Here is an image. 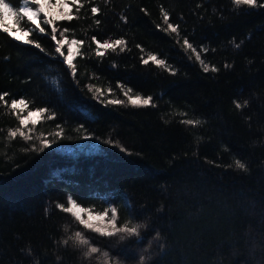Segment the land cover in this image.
I'll return each instance as SVG.
<instances>
[{"label":"trees","instance_id":"trees-1","mask_svg":"<svg viewBox=\"0 0 264 264\" xmlns=\"http://www.w3.org/2000/svg\"><path fill=\"white\" fill-rule=\"evenodd\" d=\"M69 4L71 21L55 19L60 7L41 13L44 34L21 35L34 29L22 17L5 23L20 28L19 41L0 29V94L9 93L7 105L0 101V264H264V0ZM46 18L57 39L84 41L74 75L58 59ZM117 39L125 45L96 55V41ZM151 55L165 65L144 64ZM121 85L153 105L133 106ZM13 98H25L27 112L49 111L21 125ZM114 99L124 103H107ZM86 136L98 152L65 151ZM69 195L93 212L116 208L118 226L144 225L140 239L83 229L58 207L70 206ZM77 230L101 251L86 258L83 246L63 245Z\"/></svg>","mask_w":264,"mask_h":264},{"label":"snow or ice","instance_id":"snow-or-ice-1","mask_svg":"<svg viewBox=\"0 0 264 264\" xmlns=\"http://www.w3.org/2000/svg\"><path fill=\"white\" fill-rule=\"evenodd\" d=\"M20 4L23 6H14L12 3V0H0V29H2V32L10 36L12 39L19 41L20 40V35L16 34V31H20V28L17 27L16 31H14L11 27L5 26V21L8 20L9 18H13L16 20V23H20V18H26L27 22H29L30 25L34 26V29L30 28L29 30L22 31L21 35L24 37H28L30 35V31L32 30H38V34H44L45 33V28L41 26V20H40V15L41 13H45V16H48V13L45 12V6L47 5L48 7H53L51 5L50 0H19ZM74 3L80 4V0H74ZM234 4L239 6V5H247L250 7H257V0H234ZM29 5H36L35 9L32 6ZM56 7H60L63 9V11L59 12L56 16V20L64 21L68 20L71 21L74 17L71 15V8L68 7L67 0H56ZM260 7H264V5H259ZM99 9L97 7H92L91 12L92 13H98ZM164 22L167 24V29H169L172 33H178V26H174L171 23H168V14L165 12L164 14ZM44 24L52 26L51 28V36L50 39L55 41V52L59 54V58H63L60 60L61 63H67V65L72 69V74L74 75L76 72L75 65L73 64V56L72 54L65 55V53L62 51V48L66 44H70L71 46H79L84 43V41L77 40V39H72L68 40L67 38L65 39H57L56 32L57 28L54 25V20L52 18H46L43 21ZM97 24H99V21H96ZM64 31H68L67 28L64 29ZM62 35V33H61ZM95 40V38H93ZM98 48L96 51V55L98 57H103L104 52L99 51L100 48L103 49H112L113 51L115 50L116 46L120 45H125V41L123 39H117L114 41V43H110L105 41L104 43H100L99 41H96ZM184 45L188 48L191 49L192 51H196V49L193 47V45L187 40L184 39L183 41ZM23 44L29 45V44H34V46L37 49H43L41 48V45L39 42L33 41L31 39H24ZM237 48L239 45H235ZM198 60H200L201 65L204 66V71H208V67L205 65V62L200 59V54L197 52V57ZM149 60L153 61L157 65L164 66L165 61L163 59H157L155 55H151L148 57L147 60H144V64H148ZM213 71H218V69L213 68ZM121 88L126 90L124 91V96L128 98L130 103L133 106L136 107H145V106H152L153 105V97L148 96L147 98L141 96V95H136V96H131L129 93L133 91L131 87H126L124 85H121ZM97 91H100L97 89ZM111 91V89H109ZM9 93L5 92L3 94H0V101H3L6 105L8 104V101L5 99ZM101 95L103 93L101 92ZM108 104H122L124 101L119 100V99H114V100H109L107 101ZM29 102L25 98H19L15 99L13 98L10 103V108L13 110L16 109H27L28 108ZM237 108L242 107L239 103L236 104ZM49 109L47 107L44 108H39L34 112H30L29 116L21 119L20 124L27 126L28 121L31 119L32 116H40L45 112H48ZM51 119V117H49ZM183 123L186 124H194L198 123V121H183ZM12 137H15L17 133L15 131H12L10 133ZM20 135L24 137L26 140L32 139L30 135H25L24 132H20ZM57 135H60V133H57ZM85 139H90V137H84ZM111 143V141H109ZM43 146L44 147H51V144L48 141H43ZM121 151H126L125 149L121 148ZM236 167L239 169H245L246 166L244 163H242L240 160L235 161ZM68 204L70 206H64L63 204H58V207L65 213H70L71 216L74 218L76 222H78L79 225L83 226V229L90 230L91 232L98 233L100 236L104 237H116L119 236L121 240L128 239L131 237H136L137 239H140V229L144 227V225L140 224H135L133 223L131 227L128 226V224L132 223L131 221L126 222L123 226H118L117 225V211L116 208L110 207L109 209L105 210L103 213L99 214V218L103 219L104 217H108V223L110 225L109 229H103L100 227H95L91 223V212L89 210H86L85 208L81 207L75 199L69 195L68 197ZM86 211H89V219H85L82 213H85ZM109 212H111V215L109 216ZM64 231H68V227L65 226ZM72 240L74 243H77L79 246L84 247V252L83 255L88 258L91 257L92 254L99 253L101 250L96 247V246H91L89 239L85 237L82 231H75V233L71 236H68L67 238H62V244L67 246L69 244V241ZM103 256L105 258H108L109 253L104 252ZM140 264H144L143 259H141Z\"/></svg>","mask_w":264,"mask_h":264},{"label":"rangeland","instance_id":"rangeland-1","mask_svg":"<svg viewBox=\"0 0 264 264\" xmlns=\"http://www.w3.org/2000/svg\"><path fill=\"white\" fill-rule=\"evenodd\" d=\"M74 0H67L68 5H70L69 3L72 2ZM51 5H53V7L56 4V0H50ZM32 6L34 9L36 8L33 5H29ZM53 7H48L47 5L45 6V12L48 14H52V8ZM5 23L7 24H12L14 23V19L13 18H9L8 20L5 21ZM17 35H20L19 33H17ZM21 37V35H20ZM78 46H73V49L71 51L70 54H72V56L74 55L73 59L76 56V52H77ZM21 113L23 115V119L29 116L30 112H27L25 109H21ZM40 119V116H32L31 119L28 121L27 124H33L36 123L38 120ZM69 141V139H68ZM69 145L66 146L65 151H70L73 153H76L77 150H86L88 153H96L99 151L97 144L90 140V139H76V140H70ZM87 210V209H86ZM91 212V223L95 226V227H100L103 229H109L110 225L108 223V217H104L103 219L99 218V214L103 213V212H93L90 209H88ZM89 211H86L85 213H82V215L84 216L85 219H89ZM111 215V212H109V216Z\"/></svg>","mask_w":264,"mask_h":264},{"label":"water","instance_id":"water-1","mask_svg":"<svg viewBox=\"0 0 264 264\" xmlns=\"http://www.w3.org/2000/svg\"><path fill=\"white\" fill-rule=\"evenodd\" d=\"M73 57H74V55H73Z\"/></svg>","mask_w":264,"mask_h":264},{"label":"bare ground","instance_id":"bare-ground-1","mask_svg":"<svg viewBox=\"0 0 264 264\" xmlns=\"http://www.w3.org/2000/svg\"><path fill=\"white\" fill-rule=\"evenodd\" d=\"M17 34V33H16Z\"/></svg>","mask_w":264,"mask_h":264}]
</instances>
